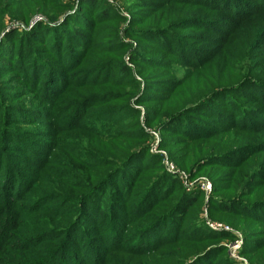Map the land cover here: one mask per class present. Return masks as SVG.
Masks as SVG:
<instances>
[{
    "label": "rangeland",
    "instance_id": "obj_1",
    "mask_svg": "<svg viewBox=\"0 0 264 264\" xmlns=\"http://www.w3.org/2000/svg\"><path fill=\"white\" fill-rule=\"evenodd\" d=\"M94 1L0 0V264H264V0Z\"/></svg>",
    "mask_w": 264,
    "mask_h": 264
},
{
    "label": "trees",
    "instance_id": "obj_2",
    "mask_svg": "<svg viewBox=\"0 0 264 264\" xmlns=\"http://www.w3.org/2000/svg\"><path fill=\"white\" fill-rule=\"evenodd\" d=\"M93 1V3H95V1L94 0H92ZM176 0H171V2H175ZM190 1V0H189ZM223 1V0H222ZM222 1H220V0H218V4H219V2L220 3H223V4H229V5H231V4H233V2L231 1V0H224L223 2ZM98 2H101V0H99ZM87 1H82V5L83 6H86L87 5ZM88 6V5H87ZM232 6V5H231ZM114 11V13H111L110 11L109 12H106V11H103V12H101V13H99V17H98V19H100L98 22L100 23V24H102L101 22H108V20H110V19H108L109 18V13L110 14H112V15H114V16H117L118 15V12H117V9H114L113 10ZM95 23H97V21H95ZM94 26V25H93ZM89 28V27H88ZM94 28V29H93ZM92 28V31L91 32H93V30H95V27H93ZM86 29H84V31L82 30V32H77L76 30H74V33H73V36L70 38V39H73L74 41L76 40V36H78V40H79V42L81 43H79L80 45H82V46H86V43L87 42H84V41H82V39L84 38V36L86 35ZM82 33H83V36H82ZM82 41V42H81ZM66 42H67V40H66ZM79 44H77V46H79ZM89 50V49H88ZM76 52H78V50H77V48H76V50H75ZM121 71H122V69H120ZM128 156V155H127ZM130 156V155H129ZM128 158V157H127ZM158 159V158H157ZM162 162V161H161ZM103 185L105 184V183H102ZM160 204V202H158V203H155V205H159ZM246 206H249V208H252V209H254L255 207H256V203H252V204H249V205H246ZM248 208V207H247ZM177 209H179V206L177 205L176 206V209H173V212L174 213H172V214H170L169 216L167 215H164V214H166V213H164V211H163V214L160 216V218L161 219H159V221L160 220H162V219H164L165 218V216H166V218L164 219V221L165 220H170L171 222L174 220V218H172V216L175 214V212L177 211ZM251 209V210H252ZM158 222V221H157ZM154 238H159V236H154V237H152V238H149V241L151 242V243H153L154 241H155V239ZM175 238V237H174ZM171 239V240H169L166 244H164L165 245V247H169V246H174L173 248H175V245H176V243H177V240L176 239ZM154 244V243H153ZM156 244V243H155ZM154 246V245H153ZM193 257H197V256H193ZM200 259V258H199Z\"/></svg>",
    "mask_w": 264,
    "mask_h": 264
},
{
    "label": "built area",
    "instance_id": "obj_3",
    "mask_svg": "<svg viewBox=\"0 0 264 264\" xmlns=\"http://www.w3.org/2000/svg\"><path fill=\"white\" fill-rule=\"evenodd\" d=\"M170 172H173V168L170 166V168H169V173ZM216 229H222V230H228V229H226V228H224V227H220V226H218V227H216Z\"/></svg>",
    "mask_w": 264,
    "mask_h": 264
}]
</instances>
